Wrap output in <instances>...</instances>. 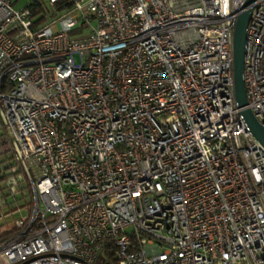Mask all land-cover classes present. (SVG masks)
I'll list each match as a JSON object with an SVG mask.
<instances>
[{
  "label": "built area",
  "instance_id": "2783aa9c",
  "mask_svg": "<svg viewBox=\"0 0 264 264\" xmlns=\"http://www.w3.org/2000/svg\"><path fill=\"white\" fill-rule=\"evenodd\" d=\"M65 1L39 22L0 0V176L34 196L0 264H94L106 242L116 264H264V147L234 98L245 0ZM243 77L264 127V0Z\"/></svg>",
  "mask_w": 264,
  "mask_h": 264
},
{
  "label": "rangeland",
  "instance_id": "374dc122",
  "mask_svg": "<svg viewBox=\"0 0 264 264\" xmlns=\"http://www.w3.org/2000/svg\"><path fill=\"white\" fill-rule=\"evenodd\" d=\"M36 0H13V5L17 9L28 5ZM41 2L44 0H40ZM63 12H55L48 14V21L55 20L60 17ZM8 179L0 176V234L6 233L9 236L17 234L19 231L15 230L14 218L21 215H30L34 209V196L29 181L22 180L20 192L12 194L8 189ZM7 200V201H5ZM11 205V206H10ZM14 210V211H13ZM114 264V261L109 259L107 254V246L99 251L95 264Z\"/></svg>",
  "mask_w": 264,
  "mask_h": 264
},
{
  "label": "water",
  "instance_id": "95a60500",
  "mask_svg": "<svg viewBox=\"0 0 264 264\" xmlns=\"http://www.w3.org/2000/svg\"><path fill=\"white\" fill-rule=\"evenodd\" d=\"M255 1L256 0H245L243 4V10L237 16L232 39V68L234 79V98L237 106L241 108L240 114L242 115L251 134L264 147V127L254 116L251 109L247 107L243 77L246 27Z\"/></svg>",
  "mask_w": 264,
  "mask_h": 264
},
{
  "label": "trees",
  "instance_id": "16d2710c",
  "mask_svg": "<svg viewBox=\"0 0 264 264\" xmlns=\"http://www.w3.org/2000/svg\"><path fill=\"white\" fill-rule=\"evenodd\" d=\"M31 4L33 5V14L34 15H39V14L44 15L46 13V10H47L46 0H44L42 2L40 0H38V1L36 0V1L31 2ZM63 5H69V2H67L65 0H60V2L58 3L57 9L59 11L62 10ZM42 15H39L40 16V18L38 19L39 22L42 21V20H44V18H43ZM5 201H7V200H5ZM6 237H7V234L6 233L0 234V242L3 239H5ZM106 243H107L106 244V246H107V254L109 255V259L113 260L114 261V264H116L115 257H114V246L111 245V242H106ZM94 264H95V262H94ZM105 264H109V263H105Z\"/></svg>",
  "mask_w": 264,
  "mask_h": 264
}]
</instances>
